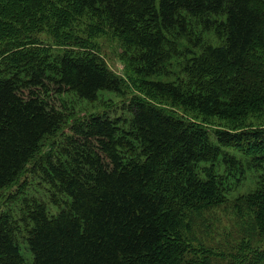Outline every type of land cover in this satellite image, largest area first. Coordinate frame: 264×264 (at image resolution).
<instances>
[{
	"label": "trees",
	"instance_id": "1",
	"mask_svg": "<svg viewBox=\"0 0 264 264\" xmlns=\"http://www.w3.org/2000/svg\"><path fill=\"white\" fill-rule=\"evenodd\" d=\"M85 17L124 42L150 99L203 122L264 119V0H0V203L63 131L65 95L95 102L123 90L95 54L33 46ZM190 17L216 28L223 44L192 54L174 81L150 80L171 74L181 39L202 46ZM127 110L76 119L43 156L38 167L60 210L37 200L19 219L0 210V264H220L226 253L198 246L194 216L226 205L251 172L256 187L234 202L245 224L228 264H264V124L209 131L141 98Z\"/></svg>",
	"mask_w": 264,
	"mask_h": 264
},
{
	"label": "rangeland",
	"instance_id": "2",
	"mask_svg": "<svg viewBox=\"0 0 264 264\" xmlns=\"http://www.w3.org/2000/svg\"><path fill=\"white\" fill-rule=\"evenodd\" d=\"M216 19L221 18L216 17ZM190 21L196 38H199L196 39L194 37V40H198L197 43L201 42L202 46L196 47L188 39H181L182 55L174 57L171 63H169L168 70L171 74L155 76L150 80L174 81L181 73L182 64L192 54H200L202 48L208 45L219 46L223 44L224 38H221L217 34L216 28L208 29L204 26L203 21L194 17H190ZM53 33L52 35H48L47 33L39 34V38L33 46H46L48 49L56 51L70 50L69 48H71L81 53L95 54L108 65L112 72L120 77L123 90L120 93L102 92L99 99L95 102L80 99L72 94L63 97L67 104V111L70 114V118L64 125L63 131L46 141L41 153L28 166L19 180L11 187L6 188L2 193L0 210L11 212L17 219L22 218L25 205L32 200L44 202L50 214L54 215L60 210V207L53 203L52 186L46 181V176L39 170L38 166L43 156L58 150L57 146L61 144L64 136L71 133L70 126L76 119H85L91 114L110 115L113 118L116 116L130 117L127 107L134 99L141 98L153 103L157 102L162 107L175 112L189 121L202 123L208 127L209 131L215 130V128L240 130L253 125L264 124V119L259 118V116L249 117L238 124L219 119H210L203 122L195 114L185 112L180 107L150 99L148 95L140 91L142 82L133 73L127 62L124 42L112 31L99 29L97 20L93 18L88 19L85 17L80 21L60 28V30H55ZM72 42H76L79 45H70ZM256 185L257 175L251 172L248 174L244 185L237 191L229 194V202L226 205L194 216V223H196L194 229L198 246L207 248L217 254L226 253L224 259L218 260L220 264H228L232 259L231 255L238 254L239 244L243 239L241 231L245 220L240 218L233 209L235 199L249 193ZM18 239L23 256L27 259V262H30L32 254L27 246L24 231L19 235Z\"/></svg>",
	"mask_w": 264,
	"mask_h": 264
}]
</instances>
